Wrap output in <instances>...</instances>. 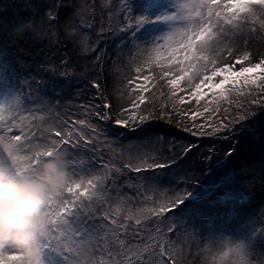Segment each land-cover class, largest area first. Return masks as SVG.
Instances as JSON below:
<instances>
[{
	"label": "snow or ice",
	"instance_id": "1",
	"mask_svg": "<svg viewBox=\"0 0 264 264\" xmlns=\"http://www.w3.org/2000/svg\"><path fill=\"white\" fill-rule=\"evenodd\" d=\"M0 9V175L64 159L65 183L44 207V264H264V169L231 163L232 144L197 152L189 139L228 141L264 114V51L250 46L264 40V0H0ZM157 122L186 133L183 142ZM257 184L258 213L224 235L244 186ZM0 264H23L22 254L2 245Z\"/></svg>",
	"mask_w": 264,
	"mask_h": 264
},
{
	"label": "clouds",
	"instance_id": "2",
	"mask_svg": "<svg viewBox=\"0 0 264 264\" xmlns=\"http://www.w3.org/2000/svg\"><path fill=\"white\" fill-rule=\"evenodd\" d=\"M64 183L61 155L42 160L28 175H0V246L21 253L23 264H44L40 243L46 235L45 202Z\"/></svg>",
	"mask_w": 264,
	"mask_h": 264
},
{
	"label": "rangeland",
	"instance_id": "3",
	"mask_svg": "<svg viewBox=\"0 0 264 264\" xmlns=\"http://www.w3.org/2000/svg\"><path fill=\"white\" fill-rule=\"evenodd\" d=\"M24 1V0H23ZM21 2V1H19ZM23 3V2H21ZM115 3L119 4L120 0H115ZM2 11V9H0ZM108 23L105 19V28L107 29ZM253 27L258 28L259 24L253 25ZM163 29V25H148L146 26L145 30L146 32H158ZM98 31V29H97ZM261 35H264V33H261ZM119 43V42H117ZM253 50H260L264 51V40L260 39H253L250 45ZM155 74V73H153ZM111 79V77H109ZM185 85L182 84V87ZM83 87V85L81 86ZM219 98V97H218ZM203 101V97H202ZM73 104L79 103V101H72ZM192 106L195 107V102L193 101ZM260 118L264 119V114L257 113L256 117L253 119H250L249 121H245L244 126L235 133L234 137H230L228 141L223 140H213L211 137L203 136V137H189L192 143L200 145V147L197 148V152H202L207 148H210L213 146V144H216L218 147H222L225 144H232L235 151L233 152L230 160L231 163L235 164L237 161L240 160H246L249 164H251L254 169L256 170L257 174L261 169H264V129H261L259 127L254 128L255 119ZM163 123V122H157ZM164 126H167L171 128L174 131L178 132V135L176 136L178 139L183 142V137H185L187 134L183 133L179 129H176L174 126H170L165 124ZM14 134H18L17 130H14ZM170 136L166 137L167 139H170ZM239 143L240 146L235 145L234 143ZM196 153H193V156H195ZM225 163H228V159L225 160ZM186 164H191L192 169L195 170L198 165L196 164L195 160L192 158H189V161L186 162ZM239 171V169H237ZM182 176H176L175 179L179 180ZM241 180H243V177H241ZM245 187V198L243 199L242 203L243 206L241 207L237 217L235 219H232L230 221H223V227L228 229V232H225L224 235L231 236L235 234L236 230L241 227V225L244 224V220L253 213H258L260 208V199H261V189L259 187V184L256 185V187H249V190L247 192L246 186ZM194 192H198V188L193 189ZM249 193H251L249 195ZM220 223V222H218ZM193 253L197 252V249L193 247L192 249ZM193 258L189 257V260L191 261Z\"/></svg>",
	"mask_w": 264,
	"mask_h": 264
},
{
	"label": "trees",
	"instance_id": "4",
	"mask_svg": "<svg viewBox=\"0 0 264 264\" xmlns=\"http://www.w3.org/2000/svg\"><path fill=\"white\" fill-rule=\"evenodd\" d=\"M19 1L24 2L23 0H19ZM53 63H55V62H53ZM49 67H51V64H49ZM112 87H113L112 78L111 79L109 78V88L111 89ZM164 125H165V123H158L155 126L158 127V129H159V131L161 133H166L167 136L172 137V136H177L178 135L177 131H174L171 128H169L167 126H164ZM234 144L237 145V146H240L239 143H237V142H235ZM185 203L187 204V203H189V201L186 200Z\"/></svg>",
	"mask_w": 264,
	"mask_h": 264
}]
</instances>
